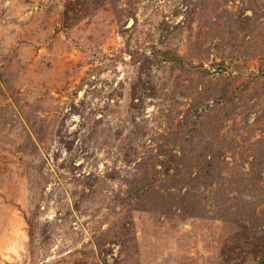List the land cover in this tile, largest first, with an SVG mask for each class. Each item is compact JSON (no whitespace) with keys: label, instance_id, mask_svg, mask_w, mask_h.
<instances>
[{"label":"rangeland","instance_id":"1","mask_svg":"<svg viewBox=\"0 0 264 264\" xmlns=\"http://www.w3.org/2000/svg\"><path fill=\"white\" fill-rule=\"evenodd\" d=\"M264 259V0H0V264Z\"/></svg>","mask_w":264,"mask_h":264},{"label":"trees","instance_id":"2","mask_svg":"<svg viewBox=\"0 0 264 264\" xmlns=\"http://www.w3.org/2000/svg\"><path fill=\"white\" fill-rule=\"evenodd\" d=\"M257 264H264V259L260 260V261H257Z\"/></svg>","mask_w":264,"mask_h":264}]
</instances>
